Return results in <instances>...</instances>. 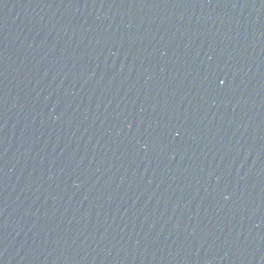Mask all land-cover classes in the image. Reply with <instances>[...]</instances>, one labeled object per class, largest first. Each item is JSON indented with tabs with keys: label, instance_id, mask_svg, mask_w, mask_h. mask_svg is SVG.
<instances>
[{
	"label": "water",
	"instance_id": "obj_1",
	"mask_svg": "<svg viewBox=\"0 0 264 264\" xmlns=\"http://www.w3.org/2000/svg\"><path fill=\"white\" fill-rule=\"evenodd\" d=\"M0 264H264V0H0Z\"/></svg>",
	"mask_w": 264,
	"mask_h": 264
}]
</instances>
